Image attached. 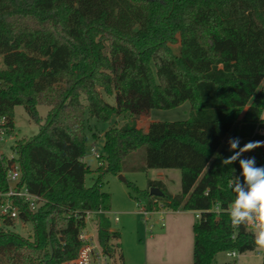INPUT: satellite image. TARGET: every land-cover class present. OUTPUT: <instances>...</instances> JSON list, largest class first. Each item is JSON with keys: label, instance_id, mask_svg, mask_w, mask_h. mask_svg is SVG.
I'll list each match as a JSON object with an SVG mask.
<instances>
[{"label": "trees", "instance_id": "16d2710c", "mask_svg": "<svg viewBox=\"0 0 264 264\" xmlns=\"http://www.w3.org/2000/svg\"><path fill=\"white\" fill-rule=\"evenodd\" d=\"M0 57V117L14 134V109L22 106L41 127L14 149L24 185L43 200L36 212L24 207L20 214L34 227L32 240L0 230V264L75 259L85 212L111 210L103 178L147 169L181 175L178 194L156 180L138 190L148 213L200 212L193 264L256 250L253 231L234 228L227 214L239 161L225 166L222 160L233 154L229 141L238 138L242 123L263 121L264 0H0ZM185 103V121L153 122L148 132L138 126L153 110ZM40 106L50 108L44 123ZM124 115L130 117L125 124L104 133L99 176L87 187V116L107 123ZM141 148L146 165L126 167ZM252 157L264 166L261 149L241 158ZM6 175L0 160L2 192ZM153 187L164 196L150 195ZM110 228L107 218L97 217L104 248Z\"/></svg>", "mask_w": 264, "mask_h": 264}, {"label": "rangeland", "instance_id": "374dc122", "mask_svg": "<svg viewBox=\"0 0 264 264\" xmlns=\"http://www.w3.org/2000/svg\"><path fill=\"white\" fill-rule=\"evenodd\" d=\"M173 51L178 54L179 44L172 46ZM4 68L3 59L0 57V69ZM106 101L112 105L116 104L115 97H108L104 95ZM40 116L43 119L46 118L50 108L47 106H40L39 108ZM190 104L185 103L180 107L169 109V110H153L148 116L143 117V121H140L139 125L141 127L147 128L150 121L159 122H178L185 121L189 117ZM130 119L129 115H124L121 117H113L110 122L103 123L96 119H92L87 116V130H86V144H85V156L84 162L89 167L90 171L86 175L85 183L87 187H91L98 179L99 176V166L102 162L98 159L97 153L101 154L104 148V133L111 127H121ZM141 120V118H140ZM258 128L260 133H257ZM41 127L30 120L28 114L26 113L24 107L17 106L14 109V134L11 136L7 147L1 148V151L7 158H17L18 150L14 149L19 141H28L30 138L37 136L40 133ZM264 123L260 124H247L246 126L238 130V139L241 140L240 147H243L250 139H263ZM245 141V142H243ZM248 152L244 153L245 155ZM126 167L132 165H146V149L141 148L134 154H132L127 162ZM162 172L160 169H147L146 171H126L121 174L124 180H121L119 175H106L102 180V189L108 192L111 196V210L106 214V218L109 220L111 227L113 229H121V226L126 221L129 222L126 228L127 242L133 243L136 239L140 238L139 243L147 245L148 256L156 257L157 259L164 258L165 253L175 252L174 247L176 246L172 241L166 240L152 241L150 239L151 235H155L157 231L162 230L161 226H156L155 222L159 219L161 215L159 214H149L148 221L145 217L141 215L140 206L146 205V197L139 191H146L149 186V181L157 180L159 174ZM167 175L170 177V181L167 183V188L172 194H178L181 192V175L180 171L177 169L166 170ZM137 188V190H136ZM151 189V188H150ZM118 216L120 218L119 223L114 222V217ZM193 222L198 219L195 215L191 217ZM1 227L0 230L5 232H12L20 235L26 239L34 238V227L32 223L25 222L20 218L13 221L11 225H7L4 219L0 220ZM153 227H155L153 229ZM90 226L88 230L90 231ZM96 228L93 226L92 232H95ZM190 243L191 248L194 244V235L190 233ZM193 236V237H192ZM118 243V241L113 237V244ZM173 247V249H172ZM177 248V247H176ZM192 252V250H190ZM120 254V253H119ZM118 254V255H119ZM264 251L256 248V250L247 252L245 254H238L237 252L233 255L232 252L229 253H219L213 264H261L263 261ZM163 261V260H159ZM164 262V261H163ZM164 264H167L164 262Z\"/></svg>", "mask_w": 264, "mask_h": 264}, {"label": "crops", "instance_id": "0c3cea01", "mask_svg": "<svg viewBox=\"0 0 264 264\" xmlns=\"http://www.w3.org/2000/svg\"><path fill=\"white\" fill-rule=\"evenodd\" d=\"M263 121L260 123H264V112L262 115ZM140 121H143V117L141 120H138V126L142 128L145 132H148L149 126L153 122L159 121H150L149 126L144 129L139 125ZM253 123V124H260ZM249 123H242L239 126V129L246 126ZM257 133H260V129L258 128ZM264 135V131H263ZM240 140V139H239ZM252 141H264L263 139H250ZM249 140V141H250ZM241 142V140H240ZM245 142V141H243ZM262 151V155L264 158V147H260ZM162 172L159 174V177L156 181H161L166 187L167 183L170 181L169 175L166 174V170H174V169H160ZM168 189V188H167ZM170 192V191H169ZM171 193V192H170ZM175 195V194H174ZM143 215L141 212H139ZM151 214H159L161 215L159 219L155 222L156 226H161L162 230L157 231L155 235H151L150 239L152 241L160 240H168L169 242H173L176 246H173L172 249L175 252L165 253L166 256H163L162 259H157L156 257L148 256V247L147 245H143V243H139L136 239L133 243L127 242L126 237V228L129 222H125L122 224L121 229H113L112 227L109 229L108 235L105 240V245L109 251L111 264H193V246L191 248L190 243V233H193V225L195 222L192 220V215L196 216V212L192 211H171L166 209H160L159 211L149 213ZM149 214L145 217V220L148 221ZM121 220L119 218V223ZM155 227H153L154 229ZM194 235V233H193ZM113 237L118 241V243L113 244ZM193 237V236H192ZM177 247V248H176ZM192 250V252L190 251ZM120 253V254H119ZM119 254V255H118ZM163 260V261H159Z\"/></svg>", "mask_w": 264, "mask_h": 264}, {"label": "built area", "instance_id": "2783aa9c", "mask_svg": "<svg viewBox=\"0 0 264 264\" xmlns=\"http://www.w3.org/2000/svg\"><path fill=\"white\" fill-rule=\"evenodd\" d=\"M12 135L8 126V120L5 117H0V160L5 163L6 180L8 183V190L6 192L0 190V220L14 221L20 218L24 207L30 212H36L43 200L40 196L31 193L26 185H24L23 168L19 161V156L17 155V158H7L1 151V148L7 147ZM96 155L100 160L101 154L97 153ZM140 212L145 217L149 214L144 206H140ZM107 213L101 210L85 212V225L80 229L78 236L81 242L78 255L75 259L65 261L62 264H111L107 247H102L97 237V217L104 216L106 218ZM196 216L199 218L200 212H196ZM114 221H119L117 215L114 217ZM88 226L91 227L90 231L87 229ZM93 226L96 228L95 232H92ZM232 253L235 255V252Z\"/></svg>", "mask_w": 264, "mask_h": 264}, {"label": "clouds", "instance_id": "9594fccd", "mask_svg": "<svg viewBox=\"0 0 264 264\" xmlns=\"http://www.w3.org/2000/svg\"><path fill=\"white\" fill-rule=\"evenodd\" d=\"M229 146L233 154L224 158L222 164L228 166L239 161L241 172L240 176L233 174L230 187L236 196L227 214L234 228H250L258 249L264 251V166H256L255 157L241 158L246 152L264 147V141H250L240 147L236 138L229 141Z\"/></svg>", "mask_w": 264, "mask_h": 264}, {"label": "water", "instance_id": "95a60500", "mask_svg": "<svg viewBox=\"0 0 264 264\" xmlns=\"http://www.w3.org/2000/svg\"><path fill=\"white\" fill-rule=\"evenodd\" d=\"M121 180H124V177L122 175H119ZM150 195L156 196V197H163L164 193L157 187H153L150 189ZM0 227H1V222H0Z\"/></svg>", "mask_w": 264, "mask_h": 264}]
</instances>
